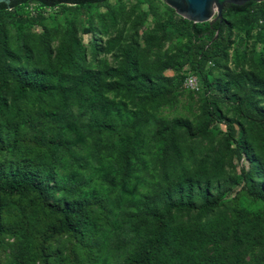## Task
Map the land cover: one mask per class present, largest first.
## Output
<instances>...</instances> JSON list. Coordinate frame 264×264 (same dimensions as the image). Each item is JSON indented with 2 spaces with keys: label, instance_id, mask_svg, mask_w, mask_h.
Masks as SVG:
<instances>
[{
  "label": "rangeland",
  "instance_id": "374dc122",
  "mask_svg": "<svg viewBox=\"0 0 264 264\" xmlns=\"http://www.w3.org/2000/svg\"><path fill=\"white\" fill-rule=\"evenodd\" d=\"M23 11L30 21L19 26L16 20L8 19L4 35L11 52L25 48L30 56L10 63L11 68L41 70L51 64L59 70L57 53L69 38L80 46L83 55L65 71L67 74H103L122 65L125 53L135 64L130 95L110 92L107 96L114 99L128 126L140 127L136 152L129 160L119 159L111 144L121 137L116 133L108 141L107 131L97 130L95 150L87 155L89 165L97 168L99 159L106 158L107 165L114 169L99 175L101 190H94L88 180L91 171L85 169L81 156L83 145L76 141L82 136L72 134L70 143L56 150L55 163L60 167L55 171L49 202H61L67 191L76 187L77 201L88 206L99 220L97 239L108 236L109 244L116 241L119 247L127 238L122 234L115 237L113 220L124 227L133 219L135 226L140 227L146 215L141 214L139 220L134 216L140 215L147 203L161 205L181 196L198 205L203 188L210 196L219 198V205L201 222H222L228 242L233 240L234 233L247 234L252 223L258 231H264V203L247 194L241 176L244 168L251 177L252 189L264 195V117L255 114L259 107H264V95H252L249 80L264 82V67L260 63L264 61V45L261 49L259 46L264 38L263 20L261 25H249L240 15L223 13L229 24L225 26L227 42L198 73L193 62L194 46L208 42L201 39L195 43L187 31H176L171 25L175 11L162 0H101L84 7L51 8L30 3ZM196 26L204 28L201 24ZM153 88L161 95L154 103L148 99ZM1 94L8 110L14 113L15 106H20L26 119L20 136L7 134L0 122V166L5 168L34 157L38 149L34 131L47 135L54 124L29 99L12 102L11 83ZM206 100L213 102L215 111L234 127L235 138L248 145L241 156L234 151L233 143L227 145L225 125L206 115ZM175 124L182 126L171 131ZM72 125L71 130L85 128L82 119ZM120 125L118 121V128ZM15 141L16 150L10 151L8 146ZM77 175L83 179H76ZM181 179L191 181L192 187L181 189ZM122 195L126 202L115 207L112 200ZM173 218L175 224L183 227L193 228L200 223L195 212L173 213ZM51 250L60 254L62 264H87L86 247L73 238H55ZM203 254L209 255L210 251ZM242 258V264H264V243L244 251ZM0 264L40 262L32 257L26 243L5 234L0 236Z\"/></svg>",
  "mask_w": 264,
  "mask_h": 264
},
{
  "label": "trees",
  "instance_id": "16d2710c",
  "mask_svg": "<svg viewBox=\"0 0 264 264\" xmlns=\"http://www.w3.org/2000/svg\"><path fill=\"white\" fill-rule=\"evenodd\" d=\"M100 1L13 0L9 6L0 3V122L7 134L20 136L24 130L26 119L23 117V109L15 106L14 113L9 111L1 94L11 83L12 102L29 99L35 109L54 124L47 135L34 131L38 139L34 157L13 167L0 166V236L8 234L26 243L32 257L40 264H62L60 254L51 250L53 240L61 236L73 238L86 247L87 264H242L244 251L264 243V231H258L257 226L252 223L247 234L239 236L234 233L233 240L228 242V232L221 228L222 222H201L219 205V198L210 196L207 188L202 189L198 205H194L188 197L183 199L181 196L161 205L147 203L140 209V215L134 216V219L139 220L141 214L146 215L140 227L135 226L133 219L124 227L113 220L112 233L115 237L122 234L127 238L120 247L116 241L109 244L108 236L97 239L99 220L88 206L77 201L76 187H71L67 191V197L61 202H49L53 197L51 184L55 180V171L60 167L55 163L56 150L68 145L73 139L72 134L82 136L81 140L76 141L83 145L84 152L81 156L87 167L85 169L91 171L88 173V180L94 190H101L99 175L114 169L107 165L109 160L106 158L99 159L97 168L89 165L90 158L87 155L95 150L97 130H106L108 141L116 133L121 137L118 142L111 144L119 159L129 160L136 152L140 141V127L137 124L128 126L122 120L121 112L116 109L114 99L107 96L110 92L130 95V83L133 80L131 73L135 64L130 54L125 53L122 65L103 74L98 71L67 74L65 71L74 67L78 58L83 55L80 46L69 38L57 53L59 70H55L51 64L41 70L11 68L10 63H18L22 56L29 59L30 54L25 48L17 49V53L9 50L4 35L5 23L8 19H13L19 26H23L30 21L28 14L23 11L30 3H35L39 8H51L84 7ZM227 12L244 17L249 25H261V20L264 22V2L249 1L242 6L226 5L223 13ZM171 25L176 31H187L195 43L201 39L207 40L208 43L202 46L197 43L194 46L196 50L193 52V62L198 73L227 42L226 28L220 20L201 24L204 28H200L174 13ZM262 45L264 38L262 44H259L260 49ZM260 63L264 67V61L260 60ZM249 80L252 83V95H264V82L256 78ZM148 93V99L152 103L161 98L154 88ZM206 102V115L225 125L227 145L233 143L234 151L241 156L248 145L235 138L234 127L215 111L213 102ZM255 114L264 117V107H259ZM79 119L85 122V128L71 130L72 124ZM118 121L121 122L119 128ZM180 126L182 125H173L171 131ZM261 133L264 145V129ZM16 147L17 141L8 146V149L13 151ZM241 174L247 194L264 203V195L252 189L251 177L244 168L241 169ZM76 179L83 177L77 175ZM178 185L181 189H190L192 182L181 179ZM125 202L123 195L112 200L115 207ZM190 212H195L200 221L195 227H183L174 223L173 213ZM244 222L249 221L245 219ZM205 250H209L210 254H203Z\"/></svg>",
  "mask_w": 264,
  "mask_h": 264
},
{
  "label": "water",
  "instance_id": "95a60500",
  "mask_svg": "<svg viewBox=\"0 0 264 264\" xmlns=\"http://www.w3.org/2000/svg\"><path fill=\"white\" fill-rule=\"evenodd\" d=\"M13 0H0V3L9 6ZM172 8L177 15L193 24L220 20L224 26L229 24L224 21L223 9L226 5L242 6L246 2L262 3L264 0H162Z\"/></svg>",
  "mask_w": 264,
  "mask_h": 264
}]
</instances>
